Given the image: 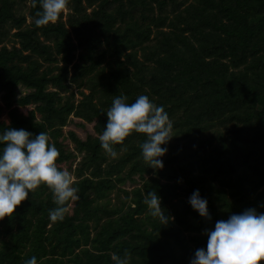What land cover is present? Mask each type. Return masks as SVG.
I'll list each match as a JSON object with an SVG mask.
<instances>
[{
	"label": "trees",
	"instance_id": "obj_1",
	"mask_svg": "<svg viewBox=\"0 0 264 264\" xmlns=\"http://www.w3.org/2000/svg\"><path fill=\"white\" fill-rule=\"evenodd\" d=\"M39 9V0H0V115L32 106L0 119V132H46L58 169L80 157L68 171L76 199L52 222L50 189L29 192L0 220V264H113L125 250L128 264H189L217 220L264 212V0H67L37 27ZM121 94L126 103L145 94L167 112L162 169L143 162V133L114 145L115 156L100 148ZM74 118L95 135L65 132ZM193 190L210 219L188 203ZM149 191L166 225L143 204Z\"/></svg>",
	"mask_w": 264,
	"mask_h": 264
},
{
	"label": "clouds",
	"instance_id": "obj_2",
	"mask_svg": "<svg viewBox=\"0 0 264 264\" xmlns=\"http://www.w3.org/2000/svg\"><path fill=\"white\" fill-rule=\"evenodd\" d=\"M66 2L39 0L40 9L33 23L39 27L55 22ZM126 99L123 94L112 98L105 112L106 123L98 136L100 148L115 156L114 145L121 144L133 131L143 133L145 138L139 145L143 162L154 171L162 169L161 158L172 138V124L167 112L145 94H139L131 103H126ZM58 155L46 132L33 135L23 128L11 126L0 132V220L11 217L29 192L41 183L50 189L55 204L49 210V220L64 219L66 202L76 199V189L70 173L57 168ZM142 202L148 213L162 225L169 222L155 191L147 192ZM188 203L201 217L210 219L207 200L200 196L199 190H193ZM206 234L205 247L194 251L189 264H259L264 261V212L247 208L238 214H230L227 219L217 220ZM23 264H37L36 256L24 260ZM113 264H128V252L125 250L123 256H114Z\"/></svg>",
	"mask_w": 264,
	"mask_h": 264
},
{
	"label": "rangeland",
	"instance_id": "obj_3",
	"mask_svg": "<svg viewBox=\"0 0 264 264\" xmlns=\"http://www.w3.org/2000/svg\"><path fill=\"white\" fill-rule=\"evenodd\" d=\"M27 89L23 86H19L18 88V92L19 93H23L25 92ZM1 103V102H0ZM30 109H32V106H19V105H14L12 107H10L9 109L4 108L2 111V114L0 115V119H5L8 120L12 114H17V113H27ZM81 120L74 118L69 125L64 127V131L67 132L68 130L72 129L74 130L81 138L85 139L89 134H93L95 135L94 129H93V123H85L84 126H81L79 124ZM65 143L68 145V147H70L71 149L74 148V144L71 140L69 139H65ZM78 160H80V157L77 158L76 161H73L71 163H64L62 164L64 170L70 171V167L71 169H74L75 166L77 165ZM72 179H75L74 176L72 175ZM133 183L128 182L125 185V188L131 189L133 187ZM73 204L70 205V208Z\"/></svg>",
	"mask_w": 264,
	"mask_h": 264
}]
</instances>
